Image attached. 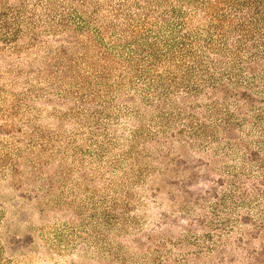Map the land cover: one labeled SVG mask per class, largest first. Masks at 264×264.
Instances as JSON below:
<instances>
[{
	"label": "trees",
	"instance_id": "1",
	"mask_svg": "<svg viewBox=\"0 0 264 264\" xmlns=\"http://www.w3.org/2000/svg\"><path fill=\"white\" fill-rule=\"evenodd\" d=\"M14 1L0 0V72L6 65L17 87H0V120L27 144L19 147L15 136L0 144L10 188L38 187V203L49 201L40 213L81 219L68 189L54 185L77 186L69 161L87 191L121 172L124 182L109 178L102 187L112 199L96 187L89 198L107 206L102 217L117 231L127 214L122 202L149 207L133 189L150 191L161 177L181 173L175 155L192 151L215 165L218 157L235 160L223 205L250 207L254 199L260 207L264 0ZM22 54L34 57L23 63ZM256 214L264 220V211Z\"/></svg>",
	"mask_w": 264,
	"mask_h": 264
},
{
	"label": "rangeland",
	"instance_id": "2",
	"mask_svg": "<svg viewBox=\"0 0 264 264\" xmlns=\"http://www.w3.org/2000/svg\"><path fill=\"white\" fill-rule=\"evenodd\" d=\"M22 57L26 63L34 56ZM0 73V87L17 90L11 87L12 76L6 65L1 66ZM7 123L0 120V144L15 136L21 141L18 146L24 148L27 143L22 134L13 133ZM42 124L49 125L44 120ZM6 151L3 148L0 153ZM174 159L175 168L182 172L161 177L163 181L151 186L150 191L135 187L134 198H143L149 207L137 201L128 205L122 202L127 214L117 224V231L111 229L115 222L108 225L102 217L109 212L107 206H94L89 198L96 187L100 196L112 199V192H102V187L109 178L124 182L121 172L105 174L102 182L90 184L87 191L77 173L81 169L69 161L77 186L54 185L68 189L67 199L82 207L80 219L71 213H40L49 204L46 198L41 204L35 199L43 195L41 190L28 184L10 188V169L7 165L0 167V264H264V220L257 219L256 214L264 211V200L260 207L254 199L250 207L238 206L229 199L223 205L219 200L223 193L230 194L228 167L236 165L235 160L218 157L220 162L215 165L207 153L192 151L177 152ZM20 163V169H24ZM105 170L101 173H110ZM84 172L90 178L98 176L97 171ZM254 183L264 181L257 179ZM74 188L76 196L71 195ZM123 193L118 191L121 200L125 198ZM128 219L132 223L125 221Z\"/></svg>",
	"mask_w": 264,
	"mask_h": 264
}]
</instances>
